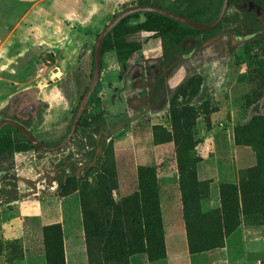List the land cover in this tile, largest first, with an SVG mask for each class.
<instances>
[{"label": "rangeland", "instance_id": "obj_1", "mask_svg": "<svg viewBox=\"0 0 264 264\" xmlns=\"http://www.w3.org/2000/svg\"><path fill=\"white\" fill-rule=\"evenodd\" d=\"M124 1L0 0V120L22 100L17 97L14 105L12 97L30 90L39 101L31 107L34 112L28 129L47 145L58 143L89 84L95 39ZM202 2L206 13L197 21L206 23L209 16H216L221 0ZM223 18L208 38L195 35L184 40L181 54L162 39L142 32L130 37L141 47L125 61H118L113 50L101 51L99 79L89 114L84 113L89 124L74 131L68 143L56 151L25 149L0 159V228L18 217L26 196L52 203V196L75 192L74 210L63 220L65 264H121L117 263L116 251L110 250L118 243V229L106 238L89 221L87 238L81 201L89 200L90 213L99 221L112 215L109 207L105 208L107 198L115 203L123 199L131 211L138 171L144 188L153 171L154 200L167 222L169 202L178 193L179 167L212 156L218 161L219 181L217 206L206 212L207 232L215 228L213 217L220 215V197L231 204L234 186L241 181H246L248 190L243 222L262 226L264 193L259 191L264 189V134L252 132L235 139L233 128L246 123L254 113L264 112V100L258 111L245 104L249 93L264 85V0H228ZM47 53L53 55L50 62ZM190 76L200 79L199 91L189 100L190 105L208 99L216 110L171 122L169 99ZM95 107L97 116L91 114ZM6 135L14 132L5 129L0 133ZM249 167L254 168L248 174ZM166 175L174 178L166 180ZM59 180L68 183L59 189ZM197 180L201 204L211 198L212 188L210 178L197 176ZM104 186L109 190L107 196ZM120 222L126 229L134 224L130 212ZM51 230L46 234L48 241L54 237ZM1 231L0 256L4 261L0 264H23L21 239ZM128 232L123 237L125 244L129 242ZM252 238L249 230L236 227L214 246L210 247L212 241L208 240L205 250L224 246L226 240L238 263L244 254L243 240L249 242L250 253ZM105 241L107 249L102 245ZM152 253L156 258L149 260L150 264H167L166 252L162 257Z\"/></svg>", "mask_w": 264, "mask_h": 264}, {"label": "trees", "instance_id": "obj_2", "mask_svg": "<svg viewBox=\"0 0 264 264\" xmlns=\"http://www.w3.org/2000/svg\"><path fill=\"white\" fill-rule=\"evenodd\" d=\"M234 1L235 0H229L231 3ZM248 1L255 2L257 0ZM149 4L178 12L194 20H197V17H199L201 14L206 13V10L204 9L205 5L202 0H126L124 3H122L120 10L133 5ZM120 10H118L116 13H118ZM252 12H254V9L251 10V13H249L248 16H253ZM212 19L213 18L209 16L207 22ZM222 21H224V18H222L220 23H218L213 28L198 30L158 13L135 12L123 17L105 35L102 42L101 51L104 53L105 51L113 50L118 61H125L134 51L141 47V43L131 40L130 37L134 34L142 32L162 39L169 48H172L177 54H181L184 53L181 48L184 40L193 39L195 35H204L205 38H208L218 29ZM244 24L245 26L247 25L246 22H244ZM255 30L258 29L255 28ZM46 56L48 57L49 62L53 60V55L51 53H47ZM91 56L93 70L94 46L91 50ZM199 88L200 79L196 76H190L184 83L178 85L175 88L169 99L168 107V113L171 122H176L179 119H187L189 116H199L200 114L207 115L216 110L215 106L210 105V100L208 99L202 100L200 103H198V105H190L189 100L198 93ZM84 91L82 92L81 96L83 95ZM94 91L87 101L86 107L80 117L75 131H77L78 128L82 129L87 124H89L86 122V116L84 113H87L89 109V104L93 99ZM30 93V90H25L13 96L11 99L13 104L15 103V99L17 100V97L19 96H21L22 100L20 103L17 102V105L14 104L15 107H13L9 115H7L5 118L13 119L17 123L28 128L31 118L33 117V112H31L29 103L30 101H39L36 99L33 93V95ZM262 100H264V85H262L261 89L259 90L251 91L245 99V104L247 106H251L254 111H258ZM88 114L89 113H87V115ZM91 114L95 116L98 115L96 107ZM68 128L69 125L67 126V130ZM5 129H11L14 132V135L0 136V159L11 156L16 152H22L25 149L36 150V148H34L17 129L11 125H6L0 129V133H2ZM233 132L235 139H238L239 135L241 134L247 135L252 132H259L261 135H263L264 112L254 113L246 123L235 125ZM62 137L59 138V141L62 139ZM39 141L44 144H48L42 140ZM198 161V159H194L189 166L185 167L183 165V167H179L178 170L181 172H178V182L182 203V215L185 224L188 250L190 253L204 251L206 244L209 242L208 240L212 241L209 244L211 247L213 243L219 241L226 233L231 232L239 226L241 222V216L243 215L244 211L245 195L248 193V190H246V181H241L236 187L234 186V201L231 204H225L223 198L220 197V215L213 217L212 221L214 222L215 228L210 233H208L206 230L207 224L205 223L208 217V214L206 213L207 210L203 211L201 207L202 202L201 204L199 203L200 199L197 188L198 180L196 175V164ZM253 168L254 167H249L247 169L248 174L253 172ZM151 172L152 177L147 179L148 186L144 188L142 185V182L144 181L142 178H140L141 174L140 171H138V187L133 196L135 201L134 208L131 211H129V209L125 206L126 201L123 199L122 202L115 203L113 202L114 199L111 200L107 198L105 201V208L107 209L109 207L112 215H106L105 218H101L102 221L100 220V222L98 218H95L90 213L88 204L89 200L83 199L81 201L83 225L85 226V236H87V238L90 234V231L86 229L87 223L89 221H92L94 226H97L100 234H104V236L109 235L110 237L114 233V228L118 229V243L115 247H110V250L114 249L116 251L117 263L130 264V256L138 253H145L148 260H153L156 258V255H153L152 253L153 251L157 254V256L162 257L165 255L164 231L161 211L158 203L154 200L156 174L153 173V171ZM249 178L250 176L248 175V179ZM65 183H68V181L59 180V189L63 188ZM221 188L222 187H220V191ZM102 189L107 196V191L109 190H107L106 186L102 187ZM109 189L111 190L113 187ZM259 193L263 194L264 189L261 188ZM60 195L65 196L67 193L61 192ZM260 209L264 215V203ZM128 212H130L131 219L134 223L130 228H128L129 230L122 226L120 222V219L124 216L126 217ZM262 223L264 225V220ZM50 228H52L51 231L53 232L54 237L52 240L48 241L46 240V234L49 232ZM127 232L129 242L125 244L123 242V237ZM213 235H215V237H213ZM42 236L46 264H65L60 223H53L43 226ZM200 237L202 239H198ZM102 245L105 247V249H107L106 247L108 246V241L102 242Z\"/></svg>", "mask_w": 264, "mask_h": 264}, {"label": "crops", "instance_id": "obj_3", "mask_svg": "<svg viewBox=\"0 0 264 264\" xmlns=\"http://www.w3.org/2000/svg\"><path fill=\"white\" fill-rule=\"evenodd\" d=\"M217 166L218 161L214 156L202 158L196 164L198 178H210V186L212 188L211 198L208 201H202L201 207L203 211L208 210L211 206H217L216 195H218L219 181ZM168 176L166 175V180L174 178V176ZM176 177L178 178L177 175ZM177 192V197H173L169 202L170 206L166 213L167 222L164 220V213L160 206L167 264H195L197 262L200 264V261L204 264H264V234L262 226L258 224L245 225L242 216L237 228L247 229V231L249 230L252 233L253 238L250 242L251 244L253 243V247L248 253L249 242L246 239L243 240L245 249L240 262H234L235 257L230 253L226 240L224 246L219 248L215 247L214 249L190 253L182 215L179 188ZM52 197L55 198V201L51 203L38 200L32 195L26 196L23 202L24 209L19 211L18 217L10 219L1 225V232L12 233L21 239L23 264H46L42 236V229L45 225L60 223L63 242L66 244L63 220L67 214L72 213L74 210L75 200H77L76 193ZM21 216L23 218H20ZM195 257L197 258L195 259ZM0 258L1 263L2 260L4 261V257L0 256ZM134 258L136 259L134 261L135 264H150L145 253L130 256V264Z\"/></svg>", "mask_w": 264, "mask_h": 264}, {"label": "water", "instance_id": "obj_4", "mask_svg": "<svg viewBox=\"0 0 264 264\" xmlns=\"http://www.w3.org/2000/svg\"><path fill=\"white\" fill-rule=\"evenodd\" d=\"M228 6V0H221L219 10L216 14V16L206 22L201 23L197 20L191 19L185 15H182L178 12L165 9L162 7H158L155 5H133L126 7L124 9H121L118 13H116L101 29L98 36L95 39L94 42V64H93V70L91 74V78L89 81V84L87 85L83 95L81 96L77 107L75 109L74 115L72 117V120L70 122L69 128L65 135L62 137V139L54 144V145H47L42 142H40L33 133L23 125L17 123L13 119L4 118L0 120V129L3 128L6 125H11L15 129H17L22 136L37 150L45 151V152H51L56 151L58 149H61L64 147L68 141L70 140L72 134L74 133L76 126L80 120V117L86 107L87 101L94 91L96 84L99 79V73H100V63H101V50H102V42L105 37V35L113 28V26L118 23L123 17H125L128 14L135 13V12H154L158 13L164 16H167L169 18H172L186 26L193 27L198 30H206L215 27L220 21L222 20L224 13ZM33 111V110H32ZM34 112V111H33Z\"/></svg>", "mask_w": 264, "mask_h": 264}, {"label": "flooded vegetation", "instance_id": "obj_5", "mask_svg": "<svg viewBox=\"0 0 264 264\" xmlns=\"http://www.w3.org/2000/svg\"><path fill=\"white\" fill-rule=\"evenodd\" d=\"M32 105H35L34 101H30V103H29V106H30L31 112H33V111H32V108H31Z\"/></svg>", "mask_w": 264, "mask_h": 264}]
</instances>
